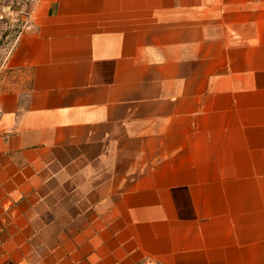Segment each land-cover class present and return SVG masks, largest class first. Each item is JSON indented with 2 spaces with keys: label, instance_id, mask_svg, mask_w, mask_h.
Here are the masks:
<instances>
[{
  "label": "crops",
  "instance_id": "crops-1",
  "mask_svg": "<svg viewBox=\"0 0 264 264\" xmlns=\"http://www.w3.org/2000/svg\"><path fill=\"white\" fill-rule=\"evenodd\" d=\"M4 0H0V18ZM0 94V264H264V0H34Z\"/></svg>",
  "mask_w": 264,
  "mask_h": 264
},
{
  "label": "rangeland",
  "instance_id": "rangeland-1",
  "mask_svg": "<svg viewBox=\"0 0 264 264\" xmlns=\"http://www.w3.org/2000/svg\"><path fill=\"white\" fill-rule=\"evenodd\" d=\"M34 0H4L0 18V94L29 88L28 74L11 68L10 52L22 30L29 24V9Z\"/></svg>",
  "mask_w": 264,
  "mask_h": 264
}]
</instances>
